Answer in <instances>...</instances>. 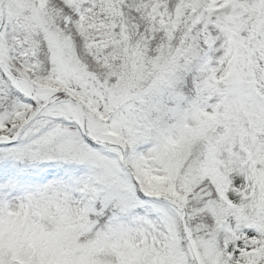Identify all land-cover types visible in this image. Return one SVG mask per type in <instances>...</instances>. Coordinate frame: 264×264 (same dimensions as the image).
<instances>
[{
  "label": "snow or ice",
  "instance_id": "6c2138e0",
  "mask_svg": "<svg viewBox=\"0 0 264 264\" xmlns=\"http://www.w3.org/2000/svg\"><path fill=\"white\" fill-rule=\"evenodd\" d=\"M0 264H264V0H0Z\"/></svg>",
  "mask_w": 264,
  "mask_h": 264
}]
</instances>
